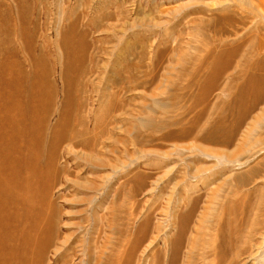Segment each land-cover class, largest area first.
Listing matches in <instances>:
<instances>
[{
  "label": "rangeland",
  "instance_id": "1",
  "mask_svg": "<svg viewBox=\"0 0 264 264\" xmlns=\"http://www.w3.org/2000/svg\"><path fill=\"white\" fill-rule=\"evenodd\" d=\"M87 1L71 0L78 12ZM141 1L146 19L128 28L124 55L109 53L113 42L93 24L82 37L85 76L97 83L78 93L85 125L73 119L61 139L51 134L47 167L58 171L47 179L53 239L44 264H166L171 251L173 264H264V97L255 96L264 86L249 81L264 79L251 63L264 55L221 33L249 24L232 21L248 3ZM219 50L217 68L228 67L213 78ZM113 60L114 71L102 68ZM102 115L114 121L96 127Z\"/></svg>",
  "mask_w": 264,
  "mask_h": 264
},
{
  "label": "bare ground",
  "instance_id": "2",
  "mask_svg": "<svg viewBox=\"0 0 264 264\" xmlns=\"http://www.w3.org/2000/svg\"><path fill=\"white\" fill-rule=\"evenodd\" d=\"M87 2L83 5V9L84 6L88 9L85 13L82 7L78 12L81 2L76 5L71 0H0V264L45 263L53 239L49 231L52 226H46L44 218L52 212L53 207L47 179L51 170L58 171L54 165L47 167L49 160H54L49 153L54 145L51 134L61 139L62 134L73 127V119L77 120L78 125H85L86 118L78 113L79 103L83 104L84 100L78 93L83 91L84 86L93 88L97 83L85 76L88 72L84 58L87 48L82 42L86 27L93 24L91 28L94 26L106 32V40L113 42L109 53L116 50L118 57L128 49V28L142 27L146 19L140 12L144 4L141 0ZM159 2L164 4V0ZM246 2L249 12L243 15L245 11L241 9L242 17L233 18L232 21L249 24L245 27L234 26L221 33L234 38L231 42L242 45L241 48L247 46L252 52L264 55V33L258 30L260 26L264 32V0ZM222 6L221 10L226 9L227 13L228 5ZM158 10L155 11L165 15L179 11L169 7H159ZM131 12L132 21L129 18ZM224 15L226 19L227 14ZM103 21L105 25L101 28L98 24ZM220 21L218 24H223L224 20ZM156 23L159 24V21ZM48 28L51 29L50 34L47 33ZM84 43L89 46L90 41ZM220 50L217 65L213 67V78L228 67L223 64L217 68L226 59ZM116 61H104L102 68L115 70L118 66ZM251 63L264 68V57L253 59ZM98 64L95 61L94 67L97 68ZM55 67H58L57 80L54 77ZM249 81L264 86V79L259 76H252ZM255 96L264 97V91ZM56 108L60 109L57 113ZM107 117L99 116L95 126L101 127L102 119L105 124L114 121L108 122ZM140 124L143 127V122ZM79 185L83 186L82 181H79ZM118 206H122V203ZM205 230H197L198 238L204 240ZM195 248L196 243H190L189 253ZM171 252L166 264H173L175 260V253Z\"/></svg>",
  "mask_w": 264,
  "mask_h": 264
}]
</instances>
